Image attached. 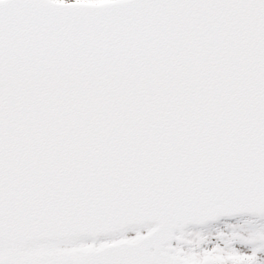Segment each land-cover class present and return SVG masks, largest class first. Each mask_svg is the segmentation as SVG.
<instances>
[{
	"label": "snow or ice",
	"instance_id": "obj_1",
	"mask_svg": "<svg viewBox=\"0 0 264 264\" xmlns=\"http://www.w3.org/2000/svg\"><path fill=\"white\" fill-rule=\"evenodd\" d=\"M0 264H264V0H0Z\"/></svg>",
	"mask_w": 264,
	"mask_h": 264
}]
</instances>
